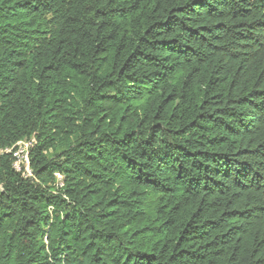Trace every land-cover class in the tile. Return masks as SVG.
Returning a JSON list of instances; mask_svg holds the SVG:
<instances>
[{
    "label": "trees",
    "instance_id": "16d2710c",
    "mask_svg": "<svg viewBox=\"0 0 264 264\" xmlns=\"http://www.w3.org/2000/svg\"><path fill=\"white\" fill-rule=\"evenodd\" d=\"M25 138L0 264H264V0H0Z\"/></svg>",
    "mask_w": 264,
    "mask_h": 264
},
{
    "label": "built area",
    "instance_id": "2783aa9c",
    "mask_svg": "<svg viewBox=\"0 0 264 264\" xmlns=\"http://www.w3.org/2000/svg\"><path fill=\"white\" fill-rule=\"evenodd\" d=\"M32 146V139L25 138L17 141L9 148L0 150V153H10L12 158V169L21 173L25 178L35 180V176L30 166V148ZM55 185L58 187L63 186V177L60 173L55 172Z\"/></svg>",
    "mask_w": 264,
    "mask_h": 264
}]
</instances>
